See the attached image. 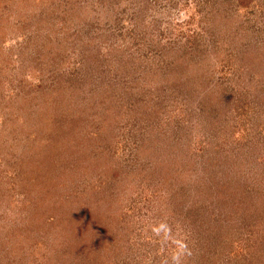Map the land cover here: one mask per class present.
Returning <instances> with one entry per match:
<instances>
[{"label":"rangeland","instance_id":"374dc122","mask_svg":"<svg viewBox=\"0 0 264 264\" xmlns=\"http://www.w3.org/2000/svg\"><path fill=\"white\" fill-rule=\"evenodd\" d=\"M0 264H264V0H0Z\"/></svg>","mask_w":264,"mask_h":264}]
</instances>
